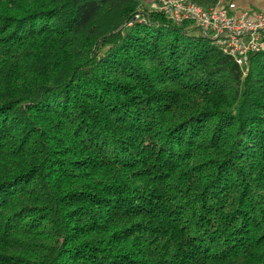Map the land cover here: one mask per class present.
<instances>
[{"label": "trees", "instance_id": "obj_1", "mask_svg": "<svg viewBox=\"0 0 264 264\" xmlns=\"http://www.w3.org/2000/svg\"><path fill=\"white\" fill-rule=\"evenodd\" d=\"M147 1L0 0V264H264V51Z\"/></svg>", "mask_w": 264, "mask_h": 264}, {"label": "built area", "instance_id": "obj_2", "mask_svg": "<svg viewBox=\"0 0 264 264\" xmlns=\"http://www.w3.org/2000/svg\"><path fill=\"white\" fill-rule=\"evenodd\" d=\"M153 9L179 25L192 23L208 36L219 50L238 66L246 63L248 54L264 51V13L248 15L236 11L231 1L203 9L190 0H152Z\"/></svg>", "mask_w": 264, "mask_h": 264}, {"label": "crops", "instance_id": "obj_3", "mask_svg": "<svg viewBox=\"0 0 264 264\" xmlns=\"http://www.w3.org/2000/svg\"><path fill=\"white\" fill-rule=\"evenodd\" d=\"M234 3L236 11H244L246 13L263 12L264 0H229Z\"/></svg>", "mask_w": 264, "mask_h": 264}, {"label": "rangeland", "instance_id": "obj_4", "mask_svg": "<svg viewBox=\"0 0 264 264\" xmlns=\"http://www.w3.org/2000/svg\"><path fill=\"white\" fill-rule=\"evenodd\" d=\"M147 3H149V4H150V3H151V1H150V0H148V1H147ZM149 4H147V5H148L150 8H153V5H152V3L150 4L151 6H150Z\"/></svg>", "mask_w": 264, "mask_h": 264}]
</instances>
